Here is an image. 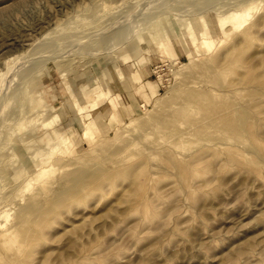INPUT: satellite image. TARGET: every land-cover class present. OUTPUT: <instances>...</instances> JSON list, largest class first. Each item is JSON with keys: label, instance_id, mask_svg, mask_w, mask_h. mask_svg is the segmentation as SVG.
Masks as SVG:
<instances>
[{"label": "rangeland", "instance_id": "obj_1", "mask_svg": "<svg viewBox=\"0 0 264 264\" xmlns=\"http://www.w3.org/2000/svg\"><path fill=\"white\" fill-rule=\"evenodd\" d=\"M0 264H264V0H0Z\"/></svg>", "mask_w": 264, "mask_h": 264}]
</instances>
